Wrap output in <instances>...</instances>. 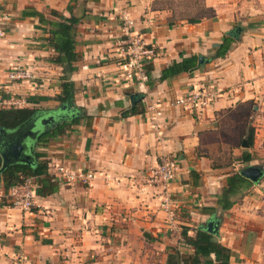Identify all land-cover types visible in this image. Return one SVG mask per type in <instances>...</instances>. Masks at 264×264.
<instances>
[{"label":"crops","instance_id":"1","mask_svg":"<svg viewBox=\"0 0 264 264\" xmlns=\"http://www.w3.org/2000/svg\"><path fill=\"white\" fill-rule=\"evenodd\" d=\"M169 1L194 2L0 0V18L7 17L0 38V96L21 102L17 108L36 111L24 126L25 149L20 154H29L30 147L42 153L57 189L38 193L30 211L0 204V264H166L171 249L179 256L192 253L183 236L195 237L213 216L218 226L211 235L229 249L228 264H264V179L222 211L216 197L231 174L220 165L219 143H210L221 139L224 118H237L232 122L243 139L252 135V147L246 151L252 155L261 146L254 134L264 132V0H198L200 8L192 9L195 16L189 17L197 23L175 17ZM50 10L65 18L82 17L75 45L81 60L70 77L80 112L62 109L52 100L60 93L62 70L49 63L54 53L33 15L48 16ZM122 13L134 22L132 35L159 51L147 61L148 78L141 81L125 80L117 65ZM224 35L234 39L231 49L225 57L210 60ZM193 56L198 58L197 70L159 81L162 70ZM15 67L28 69L33 80L9 82L6 75ZM200 86L219 92L205 112L173 105ZM134 106L137 114L121 117ZM52 115L69 128L38 147L36 139L52 129L45 128L54 121ZM78 115L79 122L71 124ZM165 157L177 160L180 167L168 188L175 207L171 226L157 191L140 190L133 182ZM60 165L92 171L94 180L69 185L53 175ZM211 259L220 264L213 255Z\"/></svg>","mask_w":264,"mask_h":264},{"label":"trees","instance_id":"2","mask_svg":"<svg viewBox=\"0 0 264 264\" xmlns=\"http://www.w3.org/2000/svg\"><path fill=\"white\" fill-rule=\"evenodd\" d=\"M198 3V0H194ZM203 8V7H202ZM48 16L34 12L33 15L37 17L38 22L44 27V38L47 47L51 49L54 55L49 58V63L55 64L61 68L60 93L52 98L53 101L58 102L61 106L67 109L75 108L76 111H82L74 105V85L70 80L71 75L77 70L76 64L81 60V56L76 52V30L82 17H74L71 15L65 18L61 13L50 10ZM205 16V15H204ZM211 16V15H209ZM189 23H197L198 19L188 18ZM234 43V39L228 35H224L220 45L215 50L213 56L209 59L223 58L229 52ZM198 58L190 57L184 58L180 62H174L169 67L161 72L159 81H164L175 77L183 72H192L199 68L197 65ZM146 79L149 74V67L145 66ZM139 111L136 106L132 107L129 112H123L121 117L128 114H137ZM141 112V111H140ZM36 113L35 110L28 108L8 107L0 108V129L3 131L13 130ZM82 115H78L71 119V124H77ZM67 123H60L52 129L46 130L36 139L38 147L46 146V144L54 139L59 134L68 130ZM248 148L252 147V135L249 133L247 139ZM42 153L34 151L31 164H14L10 165L0 172V178L3 181L4 188L22 183L26 178L35 177L40 185L37 194L53 193L56 185L54 179L48 174V161L44 159ZM252 155L247 151L243 152L238 159L239 163L249 165L252 161ZM2 167V158L0 155V169ZM191 176L193 173H190ZM226 187L221 189L220 194L216 197V204L222 211L229 210L237 201H240L244 196V190L248 189L253 183L245 179L239 172L232 173L227 178ZM184 243L192 248L191 254L179 253L175 249H171L168 253L166 264H213L211 256L213 255L216 261L220 264H228L230 258V251L220 243L214 241L213 236L206 231L197 230L195 237L190 238L186 235Z\"/></svg>","mask_w":264,"mask_h":264},{"label":"built area","instance_id":"3","mask_svg":"<svg viewBox=\"0 0 264 264\" xmlns=\"http://www.w3.org/2000/svg\"><path fill=\"white\" fill-rule=\"evenodd\" d=\"M120 17L124 34L123 38L118 41V68L127 81L144 80L146 79L145 66L147 61L158 56L159 51L155 46L146 45L140 37L132 35L131 30L134 27V22L128 17V14L122 13ZM6 20V16L0 18V38L5 35L2 23ZM6 78L9 82H22L33 80L34 76L28 69L15 67L9 70ZM218 94L219 92L214 87H193L184 96L176 98L173 105L200 114L210 107ZM20 104L21 102L17 100L10 99L7 101L0 96V108H5L8 105L19 106ZM179 171L178 161L165 157L156 166L133 177V182L141 186L140 190L150 188L157 191L156 193L160 199L159 207L166 213L170 226L174 219L175 207L172 204L168 188ZM53 175L62 177V180L69 185L76 183L88 185L94 180L92 171L77 172L66 169L61 165L54 167ZM39 188L40 185L35 177L26 178L22 183L0 191V204H7L21 211H30L36 206Z\"/></svg>","mask_w":264,"mask_h":264},{"label":"rangeland","instance_id":"4","mask_svg":"<svg viewBox=\"0 0 264 264\" xmlns=\"http://www.w3.org/2000/svg\"><path fill=\"white\" fill-rule=\"evenodd\" d=\"M175 17H181V18H189L191 16H195V13L193 14V10L195 7L200 8V3H195V2H182V1H177V2H170ZM11 107H15L17 105H10ZM237 118H235L236 120ZM232 120V121H235ZM228 121L227 118H224V127H222V132L220 135L222 136L221 139H216L213 138L210 140V143H219V146L221 147L219 154V159L221 160L220 165L222 167H228L230 170V174L232 173H237L241 168L247 166L246 164L239 163L238 159L240 156H238L237 151H246L248 148H241V141L243 139V136L241 133L239 134L238 130V125L234 124V122ZM259 125V124H258ZM243 126V125H242ZM245 126V125H244ZM256 128L254 127V130ZM261 129V128H260ZM255 132V131H254ZM256 136L254 134V140L258 139L260 141V147L257 151H252V165H262L264 167V132L260 133ZM218 145V144H217ZM263 149V150H262ZM213 150L216 149V145H214ZM236 152V153H235ZM236 169V170H235ZM264 177L261 178L263 180Z\"/></svg>","mask_w":264,"mask_h":264},{"label":"water","instance_id":"5","mask_svg":"<svg viewBox=\"0 0 264 264\" xmlns=\"http://www.w3.org/2000/svg\"><path fill=\"white\" fill-rule=\"evenodd\" d=\"M202 59L199 60L201 63ZM62 109H65V106H61ZM54 117H50V120H54ZM42 119V118H41ZM39 121L41 127L44 125V120ZM58 120H61V117L57 116ZM31 120V119H30ZM23 123L16 129L5 132L2 129H0V155L2 158V167L0 169V172L7 168L10 165H14L17 163L21 164H30L32 155H33V147L29 148V154H23L20 153L25 148L21 145V140L25 138L26 134L23 132L24 126L30 121ZM30 132L27 134L29 136ZM39 134V130L35 131L34 136L36 137ZM33 137V135H32ZM242 148H248V144L246 139L242 140ZM239 173L242 177L249 180L251 183H258L260 179L264 175V167L262 165H249L246 167H243L239 170ZM217 226H218V220L215 216L211 217L205 224H202L199 227V230H204L208 232L209 234H216L217 233Z\"/></svg>","mask_w":264,"mask_h":264},{"label":"flooded vegetation","instance_id":"6","mask_svg":"<svg viewBox=\"0 0 264 264\" xmlns=\"http://www.w3.org/2000/svg\"><path fill=\"white\" fill-rule=\"evenodd\" d=\"M57 125H58V122H55V120H54V121H51L50 123L45 124V128H47L49 126H51L53 128Z\"/></svg>","mask_w":264,"mask_h":264}]
</instances>
